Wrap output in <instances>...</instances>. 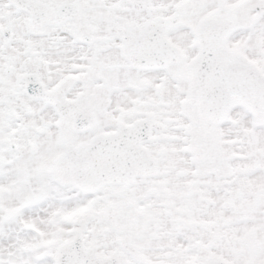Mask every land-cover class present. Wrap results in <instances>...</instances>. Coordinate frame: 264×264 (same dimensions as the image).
Here are the masks:
<instances>
[{
  "label": "snow or ice",
  "instance_id": "1",
  "mask_svg": "<svg viewBox=\"0 0 264 264\" xmlns=\"http://www.w3.org/2000/svg\"><path fill=\"white\" fill-rule=\"evenodd\" d=\"M0 264H264V0H0Z\"/></svg>",
  "mask_w": 264,
  "mask_h": 264
}]
</instances>
